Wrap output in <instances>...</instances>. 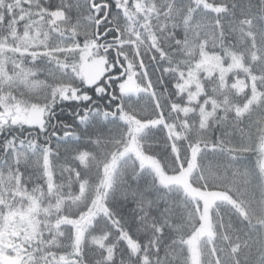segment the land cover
Returning a JSON list of instances; mask_svg holds the SVG:
<instances>
[{"label": "snow or ice", "instance_id": "6c2138e0", "mask_svg": "<svg viewBox=\"0 0 264 264\" xmlns=\"http://www.w3.org/2000/svg\"><path fill=\"white\" fill-rule=\"evenodd\" d=\"M0 264H264V0H0Z\"/></svg>", "mask_w": 264, "mask_h": 264}]
</instances>
